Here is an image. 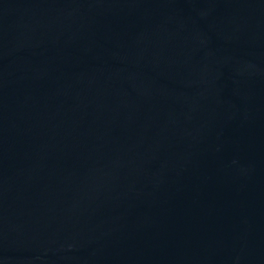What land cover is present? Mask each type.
<instances>
[{
  "label": "water",
  "instance_id": "obj_1",
  "mask_svg": "<svg viewBox=\"0 0 264 264\" xmlns=\"http://www.w3.org/2000/svg\"><path fill=\"white\" fill-rule=\"evenodd\" d=\"M0 264H264V0H0Z\"/></svg>",
  "mask_w": 264,
  "mask_h": 264
}]
</instances>
